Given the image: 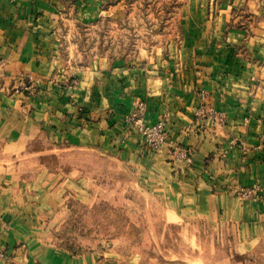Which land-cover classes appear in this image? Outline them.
<instances>
[{"label":"crops","instance_id":"crops-1","mask_svg":"<svg viewBox=\"0 0 264 264\" xmlns=\"http://www.w3.org/2000/svg\"><path fill=\"white\" fill-rule=\"evenodd\" d=\"M125 1L0 0V79L10 85L22 72L39 86L25 112L0 90L1 137L95 152L192 234L220 224L237 257L208 264H264V0H215L212 10L207 0H188L173 34L136 56L64 50L79 26ZM138 106L146 124H164L159 148L132 129ZM24 174L0 171V264H148L120 246L63 247L58 218L90 198L92 178ZM240 186L254 194L240 198L231 189ZM19 202L27 207L14 208Z\"/></svg>","mask_w":264,"mask_h":264},{"label":"rangeland","instance_id":"rangeland-1","mask_svg":"<svg viewBox=\"0 0 264 264\" xmlns=\"http://www.w3.org/2000/svg\"><path fill=\"white\" fill-rule=\"evenodd\" d=\"M187 1L116 2L110 12L103 14V20L92 26H79L74 32L76 40H67L69 49L64 46V50L90 57L136 56L150 51L173 34L180 7ZM207 1L212 10L215 0ZM0 81V90L13 96V107L20 112H25L22 106L27 108V102L39 93L38 81L26 73L13 75L10 85ZM130 116L128 120L135 129ZM4 139L0 131V148H11L0 149V171L3 174L12 173L19 178L26 172L35 174L39 168H45L67 178L81 174L85 175L84 178L93 179L90 198L72 201L70 210L58 218L55 231L59 232L64 248L81 252L120 246L122 252H140L148 264L157 261L208 264L212 258L228 263L236 259L237 255L220 224L215 229L211 227L209 235L192 234L184 221L175 217L163 202L127 185V173L118 167L113 169L112 163L109 168V162L95 152L67 148L50 138L33 137L28 142L19 138L14 144H7ZM13 187L22 189V186ZM231 189L240 198L254 194L248 186ZM23 203L15 204L14 208L25 209L27 206ZM259 257L260 254L255 256V260Z\"/></svg>","mask_w":264,"mask_h":264},{"label":"built area","instance_id":"built-area-1","mask_svg":"<svg viewBox=\"0 0 264 264\" xmlns=\"http://www.w3.org/2000/svg\"><path fill=\"white\" fill-rule=\"evenodd\" d=\"M130 121L132 122L136 131H138L143 136L145 143L150 148H158L165 142L166 134L164 130V124L162 122L146 124L141 106H138L131 113ZM184 151L187 153V149H184ZM247 193L248 191L246 194Z\"/></svg>","mask_w":264,"mask_h":264}]
</instances>
